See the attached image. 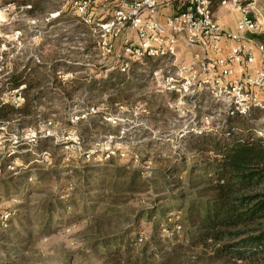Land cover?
I'll use <instances>...</instances> for the list:
<instances>
[{
	"label": "rangeland",
	"instance_id": "374dc122",
	"mask_svg": "<svg viewBox=\"0 0 264 264\" xmlns=\"http://www.w3.org/2000/svg\"><path fill=\"white\" fill-rule=\"evenodd\" d=\"M101 1L95 7L89 4L83 16L71 0H56L59 11L50 19L59 12L67 17L54 26L49 20L30 18L24 10L0 6V81L15 59L26 63L34 57L46 65H75V75L59 72L65 80L87 77V82H100L120 71L145 88L140 92L133 87L128 105L107 110L106 118L88 119L80 107L64 109L54 100L52 110L61 111L39 130L0 125V178L6 182L0 184V212L11 215L0 217V264H141V257L151 264H264L260 257L218 259L213 247L192 245L184 226L180 232L176 224L183 211L152 218L159 206L169 204L160 199L169 195L171 178L164 173L170 159L180 154L193 158L197 152L192 147L217 139L229 127L238 133V122H228L229 104L235 99L220 85L205 90L195 83L194 91L182 92L172 88L190 78L181 71L196 63V54L187 53L184 40L152 72L143 57L125 55L127 39L137 45V34L120 25L104 30L120 2ZM134 63L141 69L132 73ZM207 75L201 72L199 81ZM102 92L95 100L100 112L107 109L102 102L107 92ZM17 95L6 93L4 98L18 101ZM88 97V89H83L74 103L82 105ZM243 121L252 128L246 135L264 138V114L257 112ZM51 137L49 153L42 152L38 141ZM119 167L140 170L136 184L130 185L131 172L127 177L114 174ZM49 211L54 219L46 230L37 220Z\"/></svg>",
	"mask_w": 264,
	"mask_h": 264
},
{
	"label": "trees",
	"instance_id": "16d2710c",
	"mask_svg": "<svg viewBox=\"0 0 264 264\" xmlns=\"http://www.w3.org/2000/svg\"><path fill=\"white\" fill-rule=\"evenodd\" d=\"M0 6L24 10L30 18L49 20L51 26L67 17L65 13L59 12L56 18L50 19L52 12L59 11L56 0H2ZM211 6L213 9L214 4ZM71 21L74 23L75 19ZM82 25L87 26L85 22ZM166 58L144 56L141 60L150 66L152 72ZM15 60L10 73L0 81V125L13 128L15 124L19 131L39 130L40 125L52 114H58L61 110H52L54 100H58L64 109L80 107L88 119L93 115L106 118L109 115L107 110L128 105L133 87L140 92L145 89L142 84L130 82L127 74L120 71L109 73L107 79L100 82H87V77L65 80L59 72L75 75L78 73L75 65L64 66L60 61L46 65L34 57L28 58L26 63ZM140 69L141 65L134 63L132 73ZM98 83L102 85L98 86ZM83 89H88L91 97L83 101L82 105H76L78 103H74V96ZM100 90L107 92L108 96L102 101L107 109L101 112L95 102L103 95ZM14 92L18 94V101H14V97L5 100L6 93ZM153 100L156 102V95ZM95 111L98 112L93 114ZM244 118L239 114L228 116V122H238L240 125L238 133L229 127L218 134V140L210 138L205 145H195L192 148L197 154L193 158L180 154L170 159L164 173V176L169 175L166 179L171 178L169 195L160 199L169 204L159 206L152 214V218L156 215L162 218L167 212L183 211L182 218L176 224L180 232L184 226L192 245L211 246L214 248V257H228L238 262L255 261L259 257L264 260V138L246 135L252 128L246 126ZM83 123L84 120H80L79 124ZM80 133L83 132L80 130ZM52 140V137L40 139L37 143L40 150L50 151L49 142ZM129 172L132 173L130 185L136 184L141 176L140 170L127 171L119 167L114 174L127 177ZM2 183L5 186L6 182L0 178ZM169 205H172L171 208ZM144 216L149 219L148 215ZM53 219L49 211L43 213L37 222L41 221L47 230ZM140 259L141 264L152 262L146 261L145 257Z\"/></svg>",
	"mask_w": 264,
	"mask_h": 264
},
{
	"label": "built area",
	"instance_id": "2783aa9c",
	"mask_svg": "<svg viewBox=\"0 0 264 264\" xmlns=\"http://www.w3.org/2000/svg\"><path fill=\"white\" fill-rule=\"evenodd\" d=\"M173 1L120 0V9L114 20L102 27L109 31L120 25L137 34V45L130 43L129 39L126 41L125 55L131 58H166L174 53L183 39L188 48L198 49L204 57H198L196 63L181 71L182 74L190 73V78L181 87L173 85V89L189 91L195 83H199L200 88L210 90L213 85H220L235 99L229 104V116L239 114L251 117L257 112L264 114V44L249 37L250 34H259L264 40V23H260L253 15L258 12L259 0L221 2L230 11L240 14L237 32L233 33L225 32L215 20L209 0H188L182 12L166 18L165 23H159L155 17ZM95 2L97 0H71L73 7L83 16L87 13L88 5ZM224 42L231 44L226 56L222 54ZM209 55L214 56V59H209ZM201 72L208 74L209 78L199 81ZM10 216L0 212L1 220Z\"/></svg>",
	"mask_w": 264,
	"mask_h": 264
},
{
	"label": "crops",
	"instance_id": "0c3cea01",
	"mask_svg": "<svg viewBox=\"0 0 264 264\" xmlns=\"http://www.w3.org/2000/svg\"><path fill=\"white\" fill-rule=\"evenodd\" d=\"M100 1L101 0H97V2H95L93 4V6L95 7ZM187 1L188 0H174L172 4L166 5L165 7H163L159 11V13L155 17V19L159 23H165L166 18L172 17V16L177 15L180 12H182V10L186 6L185 3ZM209 1L212 2V4H214L212 10L214 12L215 20L219 22V24L223 28V30L225 32H229V33L237 32V24L239 22L240 14L235 12V11H230L227 6H223L221 4V2L223 0H209ZM101 2L104 3V0ZM116 2H117V0H116ZM119 2H120V0H119ZM244 2H245V0H244ZM258 3H259L258 12L254 13L253 15H255L256 19L259 20V22L263 24L264 23V0H259ZM120 5H121V2H120ZM249 37H252L257 42H258V40H262V44H264L263 37H261V35H259V34H250ZM181 42H183V39L180 41V43ZM230 45L231 44L229 42H224V51L222 53L223 56L227 55V51H228V48ZM185 49H186L187 53H189L192 56H193V54H196L195 58L194 57L192 58L193 59L192 61H197L198 57H200V56L204 57L203 55L200 54L198 49L188 48V47H186ZM252 68L253 67L249 68L248 70H251Z\"/></svg>",
	"mask_w": 264,
	"mask_h": 264
}]
</instances>
